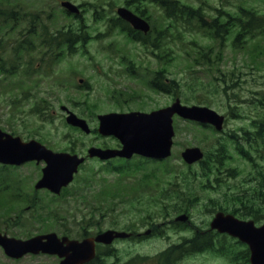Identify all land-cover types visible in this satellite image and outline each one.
<instances>
[{
	"label": "rangeland",
	"instance_id": "rangeland-1",
	"mask_svg": "<svg viewBox=\"0 0 264 264\" xmlns=\"http://www.w3.org/2000/svg\"><path fill=\"white\" fill-rule=\"evenodd\" d=\"M63 1L79 6L80 17L68 15L61 6ZM127 1H7L9 8L14 2H18L25 14L24 19L28 17L25 10L41 11L42 24L48 26L49 34L69 26L82 28L91 38L84 46L79 45L77 53L65 54L60 62L51 68L45 69L43 65L40 74L11 78L1 76L0 129L20 136L24 141L35 139L55 152L86 155L90 147L117 148V140L95 133L85 134L69 126L62 106L68 107L79 117L87 120L93 130L98 128L97 116L100 114L149 112L163 108L170 103V95L156 92L150 87V81L158 72L169 82L174 79L178 82L181 91H178L177 95L172 94L173 102L178 98L185 105L207 106L225 115L227 120L224 132L206 129L175 116L173 156L167 160L168 162L145 164L131 178L124 180L117 173L102 171L105 163L90 159L77 174L76 180L68 187L66 193L68 196L79 189H86L92 190L89 194L94 195L103 187L107 188V191L114 190V193L120 196L121 188L138 183L136 180L143 172L150 173L156 170L158 173L156 179L145 186L149 187L147 201L151 202L146 211H141V205L130 199L131 194L128 196L121 194L126 198L124 204L123 201H119L120 197L116 196L111 204L105 203L102 206L99 203L100 199H96L95 202L93 196L89 201H83L81 198L65 197V194L56 197L47 190L37 191L34 187L41 177L44 162L39 164L29 162L21 167L10 166L7 171L0 170L1 174L7 172L11 176L10 181L6 179L7 174L5 177L0 176V232L21 239L26 236L27 239L29 236L47 232L60 234L64 228L68 229L66 233L71 238L80 239L85 236L84 229L88 230V236L108 229H134L136 232H144L155 223L160 225L167 236L159 235L147 241L118 240L111 245L115 255L106 257L107 264H125L134 257L144 258L145 260L141 261L143 264H152L157 254L172 244L182 242L183 238L191 237L196 228L207 231L213 216L221 211L220 208H225L230 213L229 211H233L231 207L236 204L234 200L242 199L247 202L252 199L251 194L257 185L252 180L248 181V172L252 168L235 152H232V158L226 161V168L228 170L237 167L238 175L232 178L228 176L227 170H223L221 173L211 175L209 180L203 177L198 165H194L193 170L189 172L188 166L181 158V153L188 147H199L204 152L211 151L217 144V139L222 141L221 137H227L232 133L239 134L242 128H251L257 116L253 101L260 92H264V35L244 44L241 49L234 48L232 46L234 36L229 37L222 45L207 39L201 32L188 27L186 23L174 24V21L166 18L157 0H134L129 4ZM177 1L195 8L203 7V11L208 15H215L216 8L235 14L241 5L264 14L263 0ZM136 6L145 12L144 17L135 12ZM120 7L130 9L151 24V31L155 32L151 34L150 31V41H154L157 37L156 30L161 31V46L154 48L152 42L143 45L133 41L120 28L110 27L112 19L118 17L117 10ZM49 15L51 16L48 18ZM7 22L2 23L0 30V40H3L6 49L0 51V56L6 60L13 55V43L22 38L19 32L28 28L26 21L15 30L12 29L14 22L12 20ZM196 45L206 50L213 47L215 59L212 68L206 65L198 67L195 57L199 49ZM132 65L134 74L129 71ZM81 80L83 83L80 82ZM22 87L26 91L22 90ZM13 88L15 94L22 96L16 105L7 95ZM201 101L203 103L199 104ZM33 104L43 107L45 109L43 114L34 113L31 110ZM136 159L133 160V165L138 163ZM165 170H172V173L166 175ZM88 174L95 177L88 180L92 182L89 186H85L81 183ZM185 175H189L190 180L185 184V188L190 189L188 192L185 191L182 183ZM194 175H197V179ZM175 178L178 186H171L170 183ZM217 178L218 183H216ZM201 183L214 184L215 188H202ZM174 187L182 190L178 201L173 195ZM32 197L36 199L39 209L26 204V200ZM236 208L244 210L239 203ZM49 209L56 212L55 218L39 217V214H46ZM184 214L189 217L186 222L188 227L174 226L172 221ZM245 214L247 213L242 211L235 216L253 220ZM262 222L264 220L256 223L260 225ZM225 242L244 248L230 237H227ZM56 263L55 256L47 255L26 256L20 260H12L0 247V264ZM180 264H232V262L217 252L207 251L188 255Z\"/></svg>",
	"mask_w": 264,
	"mask_h": 264
},
{
	"label": "trees",
	"instance_id": "trees-1",
	"mask_svg": "<svg viewBox=\"0 0 264 264\" xmlns=\"http://www.w3.org/2000/svg\"><path fill=\"white\" fill-rule=\"evenodd\" d=\"M7 1L8 0H0V30L2 23H6L8 20H12L14 22L12 27L14 30L20 27L23 21H26L25 24L28 28L26 31L21 30L19 32L22 38L21 40H17L13 43L12 57L6 60L0 56V77L11 78L22 75L34 76L37 73L40 74L42 69L41 67L43 65L45 69L51 68L60 62V59L63 58L65 54L68 53L67 55H69L77 53L79 45L84 46L88 39L91 38L85 31L82 30V28H73L69 26H65L64 28L49 34L50 31L48 26L42 24L41 11L27 12L25 10L28 17L24 19L25 14L19 7L18 2H14V4L11 5L12 7L9 8ZM130 2H134V0L127 1L128 4ZM157 2L159 8L165 13L166 18L174 21V24L186 23L188 27L194 28L197 32H201L212 42H219L223 45L229 37L234 36L232 46H234V48L241 49L244 47V44L246 45L248 42L257 39L258 36L260 37L264 35V14L258 13L253 8L241 5L238 7V12L235 14L224 9L216 8L215 15H208L203 11V7L195 8L191 5L180 3L177 0H157ZM135 12L143 17L145 16V12L140 10L138 6H136ZM51 13L53 12H50V14ZM50 16L51 15H49L48 18ZM21 19L24 20L20 21ZM110 27L120 28L121 31L127 33L128 37L133 41H140L143 45H148L149 42H152V46L154 48H159L161 46L160 37L162 32L157 31L156 29L157 37L154 38V41H150V35L155 31H151V34L145 35L140 31L134 30L128 22L118 17L112 19ZM2 41L3 40H0V51L6 50ZM196 46L199 49L195 57L197 61L196 63L199 65L198 67L206 65L212 68L214 66L213 59H215L213 47H209L206 50V48H202L198 45ZM132 68L133 65L129 68V71L134 74ZM150 87L156 92H171L173 95H177L181 91V88H179V84L175 79L171 80V82H167L166 78L164 79L162 74L158 72H156L152 78ZM22 90L25 89L22 87ZM214 90H216V87H214ZM10 91V94H7L10 96L9 100H12L14 105L18 104L22 97L21 94H15V88ZM27 93V95H29L28 91ZM202 103L203 102L201 101L199 104ZM253 104L254 110H257V116L253 120L251 128H242L239 134L232 133L228 134L227 137H221L222 141L217 139L218 142L213 149H211V151H205V157L201 162H199L198 166L199 171L203 174V177H206L209 180L211 175L227 170L226 161L232 158V152H235L241 157V159L249 163L252 170L248 172V181L252 180L254 181V184H257L251 194L253 195L252 199L250 198L247 202L242 199H238L237 201L234 200L236 204H233L231 207L233 211L229 212L233 214H241L242 211H245V213H247L245 215L252 217L256 222H260L261 220H264V92H260L257 97H255ZM31 110L39 115L43 114L45 111V109L40 107L38 104H33ZM203 127L211 129V127L206 125ZM93 132L97 133L96 130ZM73 149L74 148H72V150ZM108 166L110 167H108L107 170L106 168L103 170H106L108 173L118 172L123 178L126 176L128 177V175H130V173H132L135 169L121 164L114 165L109 163ZM193 166L194 165L188 166L189 172L193 170ZM136 169H139V166H137ZM189 172L187 173L189 174ZM227 172L229 173V177L234 178L238 175V168L235 167L228 169ZM192 174H194V172H192ZM194 176H196L195 179H197V175ZM188 177L189 175H185L182 178L183 187L187 192L190 191L189 187L185 188V184L190 182ZM146 178L147 179L145 180L148 183L150 179H148L147 176ZM84 180L88 181V177ZM175 182L176 178L170 183V185L178 186ZM218 182L219 180L217 178L216 183ZM86 184L88 185V182H86ZM135 185L143 184L135 183ZM201 186L206 189L215 188L214 184L201 183ZM112 191V189H109L108 192L106 191L108 193L107 199H102L103 193L101 190L100 196L98 197L100 199L99 203H101L102 206L105 205V203L111 204L115 200V197L118 196ZM181 191L182 190H179L176 187L173 188V195H175L177 201L181 197ZM71 196H78L83 201H89L90 199L88 198L87 190L83 191L80 195L75 193ZM35 200L36 199L32 197L26 200V204H30L39 209L40 206L35 202ZM238 203L244 210L236 208ZM14 210L17 209L14 208ZM220 210L228 212L225 208H220ZM56 215L57 214L53 209H49L46 214H39V217L55 218ZM172 224L176 227H188V224L186 223L176 224L173 221ZM84 234L85 236H88L87 229H84ZM217 236L219 237L216 238ZM226 239V235H220L216 232L208 230L201 231L195 229V232H193L191 237L184 238L183 242L174 244L157 254L154 258L155 261L152 264H180L184 257L205 251L217 252L218 254L230 259L232 264H249L250 253L247 246L237 241L236 243L238 245H242L244 247L238 248L232 243H226ZM114 255V250L112 248H108L105 251L101 250L97 254L95 260L88 264H107L106 257ZM138 259H140V261H137ZM144 260V258L138 257L135 260L126 262L125 264H143L141 261Z\"/></svg>",
	"mask_w": 264,
	"mask_h": 264
},
{
	"label": "water",
	"instance_id": "water-1",
	"mask_svg": "<svg viewBox=\"0 0 264 264\" xmlns=\"http://www.w3.org/2000/svg\"><path fill=\"white\" fill-rule=\"evenodd\" d=\"M62 5L70 12L79 13V9L70 2ZM118 14L132 26L144 32L150 30L149 24L126 8H119ZM81 82H83L81 80ZM68 112V124L78 127L85 133H90L91 128L87 121L75 113L62 107ZM178 115L184 120L209 124L216 130L222 131L225 117L212 108L206 106H188L181 103L180 99L166 108L150 113H108L99 115L98 131L103 136L116 137L122 147L120 149H101L92 147L88 156L107 160L115 157L130 159L133 155L148 158L166 159L172 155L173 138L175 136L173 118ZM183 160L195 164L204 158V152L199 147H189L182 152ZM45 161L43 176L35 188H46L55 194H60L63 187L68 186L74 179L85 157L77 154L54 152L40 142L31 140L24 142L20 137H15L0 129V163L7 165H22L29 161ZM186 215L178 220H187ZM211 229L220 233H228L246 243L251 251V264H264V223L256 226L253 220H240L232 214L219 212L211 222ZM129 234L115 230H107L93 238L83 241L59 239L56 233L38 235L27 240L9 237L0 233V246L5 254L14 259H20L27 254H57L64 259L59 264H84L95 258L96 243L110 245L117 238L127 237Z\"/></svg>",
	"mask_w": 264,
	"mask_h": 264
},
{
	"label": "flooded vegetation",
	"instance_id": "flooded-vegetation-1",
	"mask_svg": "<svg viewBox=\"0 0 264 264\" xmlns=\"http://www.w3.org/2000/svg\"><path fill=\"white\" fill-rule=\"evenodd\" d=\"M167 81H168V79H167ZM160 93H163V92H160ZM166 94H169L170 95L169 100L171 99V101H170V103L168 105H166V106H169V105H171L173 103V95H172V93L171 94L170 93H166ZM130 191H132V192H130ZM147 191H149V187L143 186V187H124V188H121V191L120 192L124 196H128L129 194H131L130 195V199L135 200L137 203H142V201H145L143 203V206L141 207V211H142L143 208L145 209L144 211H146L149 203H151L150 200L147 201V198H148V195H149V194H147ZM121 194L119 196L120 197V200L119 201L120 202L123 201V204H124L125 201H126L125 200L126 198L122 197ZM62 231H63L62 233L58 234L59 237H61V238H63V237L70 238V236H68L69 234L66 233L68 231V229L62 228ZM119 231L130 234V235L127 236L128 238H126V239H120L121 241H126V240H138V241L146 240L147 241V240H151L155 236H159V235H161L163 237L164 236H167L165 234V232L160 228V225L155 224V223L152 225L151 228H148L144 232H136L134 229L119 230ZM162 232H164V233H162ZM70 239H78V238H70ZM83 239L84 238H80L79 240H83ZM182 241H184V239ZM96 247H97V253H99L101 250L102 251L105 250V247H103L100 244H97ZM47 256H49V255H47ZM55 257L57 258V263L56 264L60 263L62 259L59 258L58 256H55Z\"/></svg>",
	"mask_w": 264,
	"mask_h": 264
},
{
	"label": "bare ground",
	"instance_id": "bare-ground-1",
	"mask_svg": "<svg viewBox=\"0 0 264 264\" xmlns=\"http://www.w3.org/2000/svg\"><path fill=\"white\" fill-rule=\"evenodd\" d=\"M197 229V228H196Z\"/></svg>",
	"mask_w": 264,
	"mask_h": 264
}]
</instances>
